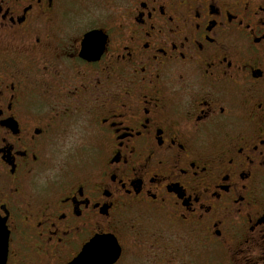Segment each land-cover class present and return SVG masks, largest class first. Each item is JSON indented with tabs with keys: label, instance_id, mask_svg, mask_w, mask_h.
Wrapping results in <instances>:
<instances>
[{
	"label": "flooded vegetation",
	"instance_id": "obj_1",
	"mask_svg": "<svg viewBox=\"0 0 264 264\" xmlns=\"http://www.w3.org/2000/svg\"><path fill=\"white\" fill-rule=\"evenodd\" d=\"M0 219L5 264H264V0H0Z\"/></svg>",
	"mask_w": 264,
	"mask_h": 264
},
{
	"label": "water",
	"instance_id": "obj_2",
	"mask_svg": "<svg viewBox=\"0 0 264 264\" xmlns=\"http://www.w3.org/2000/svg\"><path fill=\"white\" fill-rule=\"evenodd\" d=\"M90 32L87 34L85 43H88L91 38ZM109 237V236H108ZM9 231L3 219H0V264H5L8 253ZM93 240L87 244L79 256L74 260L73 264H112L119 257V250L116 247L115 238H108V248H99L98 242Z\"/></svg>",
	"mask_w": 264,
	"mask_h": 264
},
{
	"label": "rangeland",
	"instance_id": "obj_3",
	"mask_svg": "<svg viewBox=\"0 0 264 264\" xmlns=\"http://www.w3.org/2000/svg\"><path fill=\"white\" fill-rule=\"evenodd\" d=\"M209 255L211 256V259L209 258L210 262L209 264H227L226 257L224 254L217 250H208ZM205 261L204 264H208L207 262V256L205 255ZM237 264H244L243 260L236 261Z\"/></svg>",
	"mask_w": 264,
	"mask_h": 264
},
{
	"label": "snow or ice",
	"instance_id": "obj_4",
	"mask_svg": "<svg viewBox=\"0 0 264 264\" xmlns=\"http://www.w3.org/2000/svg\"><path fill=\"white\" fill-rule=\"evenodd\" d=\"M99 248L101 249H107L108 248V242L104 239H101L99 242H98V245H97Z\"/></svg>",
	"mask_w": 264,
	"mask_h": 264
}]
</instances>
